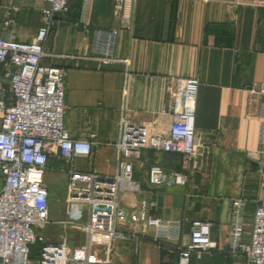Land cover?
Segmentation results:
<instances>
[{
  "label": "crops",
  "instance_id": "1",
  "mask_svg": "<svg viewBox=\"0 0 264 264\" xmlns=\"http://www.w3.org/2000/svg\"><path fill=\"white\" fill-rule=\"evenodd\" d=\"M113 2L70 0L68 10L56 16L45 46L43 65L66 69L65 128L72 138L92 143L91 154L77 159L74 168L104 177L117 172L114 144L122 118L152 122L166 133L172 122L169 84L178 77L199 81L195 126L197 143L207 154L186 186L148 183L154 166L182 171L178 154L142 151L131 160L135 187L119 190L115 227L120 235L111 242L110 260L176 264L177 247L188 241L189 222L202 220L212 223L217 248L200 260L192 256L190 264H247L226 249L231 202L244 201L247 230L255 206L264 202V181L256 163L247 158V152L258 148L259 105L264 101L250 91L264 82V5L245 0H136L132 30H121L115 40L116 61L98 64L83 58L92 56V37L81 18L85 11L90 30H108L116 25ZM43 6L41 0H0V35L4 9L12 7V33L17 41L30 42L41 24ZM64 167L51 154L44 182L52 169ZM49 195L50 208V190ZM149 217L175 223L166 238L154 241ZM71 231L69 244H81L83 235ZM50 233L46 236H55ZM95 251L101 255L103 250Z\"/></svg>",
  "mask_w": 264,
  "mask_h": 264
},
{
  "label": "built area",
  "instance_id": "2",
  "mask_svg": "<svg viewBox=\"0 0 264 264\" xmlns=\"http://www.w3.org/2000/svg\"><path fill=\"white\" fill-rule=\"evenodd\" d=\"M41 24L30 42L17 41L12 33V12L6 7L1 19L0 35V264H114L109 248L120 235L116 229L118 193L122 187H135L131 160L142 151L178 154L182 158L180 172H165L154 166L148 172L152 186H186L190 173L204 166L206 147L197 143L195 102L199 87L196 78L170 80L172 122L166 133L158 132L152 122L131 123L122 118L114 148L119 169L111 177L74 168L75 161L92 152L88 140L74 139L65 128V78L62 66H46L45 46L56 25V16L68 10L70 0H41ZM87 2L88 0H84ZM136 0H114L112 17L116 25L108 30H90L83 11L81 22L92 37V56L83 57L98 64L115 62L113 48L121 30L131 31ZM262 4L264 0H245ZM128 65V61H124ZM252 93L264 97V82ZM261 117L258 148L247 152L264 181V101L259 105ZM53 154L65 167L52 169L65 181L64 217L49 219V190L44 182L48 157ZM245 204L231 202L226 253L239 255L247 264H264V202L253 211L246 229ZM187 221V220H186ZM175 224L149 217L147 225L155 229L154 241L166 238ZM177 224V223H176ZM188 241L177 247L176 264H190L192 256L200 260L216 251L211 238L212 223L189 222ZM51 225L83 235V242L71 246L65 235L55 239L39 234ZM179 226V224H177ZM40 249L31 258L32 247ZM101 248L98 255L95 248Z\"/></svg>",
  "mask_w": 264,
  "mask_h": 264
},
{
  "label": "rangeland",
  "instance_id": "3",
  "mask_svg": "<svg viewBox=\"0 0 264 264\" xmlns=\"http://www.w3.org/2000/svg\"><path fill=\"white\" fill-rule=\"evenodd\" d=\"M45 182L48 186V190L51 191V204L49 208V219L51 222L59 221L62 219L65 211L64 195L66 184L62 178L61 173H49L46 174ZM51 225L46 227L44 230L38 231L39 234L47 235L49 230L52 231L50 234H54L58 237L60 234L65 235L66 238L70 241L71 230L64 232L63 229H60L58 226H55L54 229H51ZM55 236L52 235V239H55Z\"/></svg>",
  "mask_w": 264,
  "mask_h": 264
},
{
  "label": "trees",
  "instance_id": "4",
  "mask_svg": "<svg viewBox=\"0 0 264 264\" xmlns=\"http://www.w3.org/2000/svg\"><path fill=\"white\" fill-rule=\"evenodd\" d=\"M39 249H40V245H38V244L32 247V251H31V255H30V257L32 259L35 258V256L37 255Z\"/></svg>",
  "mask_w": 264,
  "mask_h": 264
}]
</instances>
